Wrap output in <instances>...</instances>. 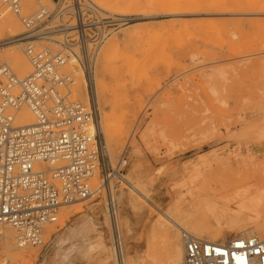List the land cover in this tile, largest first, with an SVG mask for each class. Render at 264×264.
Here are the masks:
<instances>
[{
    "label": "rangeland",
    "instance_id": "rangeland-1",
    "mask_svg": "<svg viewBox=\"0 0 264 264\" xmlns=\"http://www.w3.org/2000/svg\"><path fill=\"white\" fill-rule=\"evenodd\" d=\"M88 1L129 18L98 47L90 74L101 75L105 86L99 103L93 84L91 95L102 130L106 120L109 125L101 133L114 162V171L108 172L118 204L122 253L115 247L112 224L104 219L108 191L68 204L71 213L64 226L62 207L51 226L60 230L50 237L46 233L44 245L23 250L38 254L33 264H123V254L132 264H172L167 239L154 227L163 218L161 211L176 203L192 207L205 197L219 205L233 200V211L244 194L264 191V0ZM22 5L31 14L52 1L22 0ZM11 35L5 33L1 40ZM35 44L64 52L53 40ZM19 51L23 53L22 47ZM1 53L0 59L16 69ZM77 88L75 82L73 98L87 103ZM135 147L141 156L133 152ZM119 174L139 183L143 194L133 192ZM96 205L101 214L93 219L94 230L57 242L79 219L92 217ZM7 232L15 234L6 228L2 236ZM99 236L107 252L96 248ZM2 250L0 239V264Z\"/></svg>",
    "mask_w": 264,
    "mask_h": 264
},
{
    "label": "built area",
    "instance_id": "built-area-1",
    "mask_svg": "<svg viewBox=\"0 0 264 264\" xmlns=\"http://www.w3.org/2000/svg\"><path fill=\"white\" fill-rule=\"evenodd\" d=\"M51 1L52 6L25 14L22 0H0V15L8 9L24 29L1 40L0 46L23 42L31 66L20 77L0 60V239L3 229L11 227L21 247L44 245L47 228L58 222L64 205L89 198L96 190L108 191L105 201L120 253L118 204L108 172L114 171V162L99 130L93 95L87 103L73 98L75 76L69 62L74 58L90 75L98 47L129 18L88 0ZM46 40L64 52L35 44ZM22 108L30 110L34 122H17ZM181 239L184 264H264V238L257 235H237L222 243L183 230Z\"/></svg>",
    "mask_w": 264,
    "mask_h": 264
},
{
    "label": "bare ground",
    "instance_id": "bare-ground-1",
    "mask_svg": "<svg viewBox=\"0 0 264 264\" xmlns=\"http://www.w3.org/2000/svg\"><path fill=\"white\" fill-rule=\"evenodd\" d=\"M29 1L39 2L41 0H29ZM4 10L5 9L2 10V14L0 15V40L3 39V36L5 35V33L13 32V34H17L21 32L22 30L21 25L19 24V21H18L19 19L17 20L18 17L15 14L14 15L13 14L4 15L5 13H7ZM23 45H25L23 42H19L18 44H14L11 46H7V45L0 46V52H3L1 54L5 55V57L11 60L12 64L16 67L17 70L6 59L4 61H7L15 69V71L20 77H23L20 75V73H22L23 75H27L31 71L30 63L28 62V59L26 58L23 52ZM21 47H22L23 53L19 51ZM1 58L4 59V57H1ZM3 59H0V60H3ZM69 63L71 66V70L75 76L74 78H75L76 85H78L76 92L79 94V96L82 97L85 101L87 100V102L89 98H91L92 95L94 94H95V98L98 101V103L102 99H104L105 98V86H104L103 80L100 77L101 75L99 76V74H96L91 77L85 71H83V69H81V67L78 65L77 61L74 58H70ZM75 67L79 69H76ZM18 71L20 73H18ZM92 84L94 86V94L91 95ZM17 122L19 124H31L32 122H34L33 114L30 112L28 108H22L17 113ZM98 124H99L100 131L102 132L103 131L105 132V130L107 132L109 131L108 120L104 122L105 130H102L103 129L102 120H99ZM112 132H114V130L113 131L111 130L110 133ZM104 138H105V135H104ZM133 152L136 155L141 156V150L138 147H135L133 149ZM117 177L120 180H124L125 183L127 182L128 187L133 192L143 194L140 191L142 188L140 189L139 186H137L139 183L134 184L133 182L132 183L129 182V180L125 181V177L120 174ZM97 192L98 190H96L94 194H96ZM86 199H82V200H86ZM77 201H80V200H77ZM77 201H74V202H77ZM74 202L72 203L74 204ZM232 202L233 200L227 199L226 202H224L222 205H219L216 202L208 201V199L205 197V198L194 200L192 207H187L183 203H176V204L170 205L167 208V210L160 212L161 214L160 216L163 218L158 219L154 227L157 228L158 232L163 233L167 239L166 241L168 242L170 246V250H171L170 258H171L172 264H184V246L183 244L181 245L179 243V233H178L179 231L181 232L185 230L193 234L197 238L211 241V242H222L220 239L229 233L230 234L236 233V236L237 235H243V236L257 235L260 238H264V191L257 192L254 195H251L250 193L244 194L242 197H240V201H238L233 211L231 210ZM68 206H69L68 204L63 206V208L65 209H64V214L61 217V223H60L61 226H64L66 218L69 217L71 213V209L66 208ZM96 206L97 207H93L91 209L92 217H87V218L83 217L82 219H79L75 226L70 228L63 236L58 237L57 242L63 243L67 239H76L80 235L84 234V230L86 229L94 230L95 222L93 219H96V218L99 219V215L101 214V209H99L100 207H98V205ZM102 212H103V209H102ZM244 216H248L247 219H245ZM105 217L106 218L104 219H106V225H109V223L111 225L112 218L109 212L107 211V208H106ZM126 220L128 219L126 218ZM127 223L128 222H126V224ZM51 226H48V229H47V235H49V237L53 233L60 230V229H56L54 226L53 227ZM6 228H11V227H5L4 229ZM127 231L129 230L127 229ZM15 238H16V234L12 232H7L3 236H1V239H3V250L2 251L4 253V256L1 260V264H29V263L33 264V262L37 259L38 254L35 252H27L23 250V248H25L26 246L21 247L18 244L17 240L15 241ZM15 242L17 244H15ZM19 247L20 249H18ZM96 248H104V251L107 250L102 236L98 237ZM109 252L110 250L108 248V253ZM121 253H122V250H121ZM122 256H123L122 260L124 262L123 264H132L131 261H128V259L124 257V254ZM128 258L132 259L130 258V256ZM134 258L133 260H135ZM139 261L140 260H138L137 262Z\"/></svg>",
    "mask_w": 264,
    "mask_h": 264
}]
</instances>
